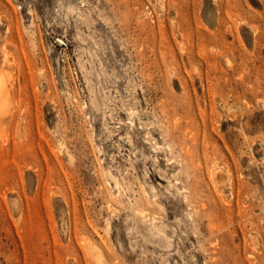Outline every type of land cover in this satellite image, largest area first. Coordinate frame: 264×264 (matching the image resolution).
I'll use <instances>...</instances> for the list:
<instances>
[{"label":"rangeland","instance_id":"1","mask_svg":"<svg viewBox=\"0 0 264 264\" xmlns=\"http://www.w3.org/2000/svg\"><path fill=\"white\" fill-rule=\"evenodd\" d=\"M0 264H264V0H0Z\"/></svg>","mask_w":264,"mask_h":264},{"label":"bare ground","instance_id":"2","mask_svg":"<svg viewBox=\"0 0 264 264\" xmlns=\"http://www.w3.org/2000/svg\"><path fill=\"white\" fill-rule=\"evenodd\" d=\"M217 172H218V171H217ZM223 174H224V173H223ZM223 174H222V176H223ZM216 176H217V175H216ZM220 176H221V175H219V177H218V176H217V177L220 178ZM218 178H217V179H218ZM220 179H222V178H220ZM218 180H219V179H218ZM97 250H98V249H97ZM93 251H95V250H93ZM99 258H100V257H99ZM97 260H98V257H97ZM100 260H101V258H100ZM100 260H98V263H99ZM100 262L102 263V260H101Z\"/></svg>","mask_w":264,"mask_h":264}]
</instances>
